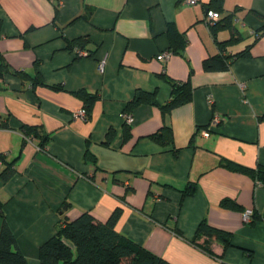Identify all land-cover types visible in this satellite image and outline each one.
<instances>
[{"label": "crops", "instance_id": "1", "mask_svg": "<svg viewBox=\"0 0 264 264\" xmlns=\"http://www.w3.org/2000/svg\"><path fill=\"white\" fill-rule=\"evenodd\" d=\"M211 3L0 0V52L12 71L0 78V172L14 169L7 180L0 173V229L5 220L28 264H40V245L64 217L88 211L104 222L116 208V230L172 264H264V180L224 164L264 166V0H222L214 31ZM170 26L186 44L161 60ZM79 37L91 55L68 47ZM244 49L222 69L203 66ZM168 78L188 81L192 97L164 111ZM142 91L157 104L137 105L127 123L126 104ZM86 105L87 118H74ZM164 126L171 140L149 137ZM203 219L231 244L209 239L210 254L193 243Z\"/></svg>", "mask_w": 264, "mask_h": 264}, {"label": "trees", "instance_id": "2", "mask_svg": "<svg viewBox=\"0 0 264 264\" xmlns=\"http://www.w3.org/2000/svg\"><path fill=\"white\" fill-rule=\"evenodd\" d=\"M210 8H214L218 12L222 8V0H212V3L208 5V9L214 10ZM217 21L210 24L213 31V25ZM168 30L170 33V48L167 50L170 53L181 52L186 44L184 34L171 26ZM260 30L264 31V25H262ZM87 41L86 37H79L70 41L68 47L72 50L76 48L83 49ZM89 54L91 55L92 52H87V55ZM247 54L248 49H244L234 54L210 56L204 59L203 66L208 70L222 69L228 66L234 57ZM8 72L12 71L0 52V78ZM13 73L22 78L26 76L21 71L15 70ZM168 82L171 85V96L165 104L161 105L164 111H169L174 106L188 102L192 97V86L188 81L181 82L168 78ZM78 94L88 104L94 99V95L86 90H80ZM143 103L157 104L156 92L142 91L127 102L124 112L131 114L137 105ZM88 107L89 105L85 107L87 114ZM22 129L25 135L32 134L35 137H39L38 143L42 146L49 138L48 135L41 134L37 127L33 125H24ZM149 137L165 143L167 140L172 139L170 127L164 126ZM0 160L4 162L3 155H0ZM224 164L233 170L256 175L258 181L264 180V166L250 168L231 161H225ZM0 173L4 180L9 179L14 174L12 163L6 164ZM188 192H192V189L189 188ZM228 201L230 200L223 199L222 203L225 204ZM119 216L120 209L116 208L104 222L97 221L88 211H84L72 219L64 217L57 226L56 232L40 245V264H172L118 232L116 223ZM201 238H204L203 241H199ZM212 238L222 242L224 247L231 244L229 232L216 228L203 219L198 224L191 241L208 253L214 254L209 243V239ZM0 264H28L27 258L19 249L16 238L5 220L0 229Z\"/></svg>", "mask_w": 264, "mask_h": 264}, {"label": "built area", "instance_id": "3", "mask_svg": "<svg viewBox=\"0 0 264 264\" xmlns=\"http://www.w3.org/2000/svg\"><path fill=\"white\" fill-rule=\"evenodd\" d=\"M197 0H187V2H190V3H194L196 2ZM220 18V15L218 12L214 11V10H207L206 11V20L208 21L209 24H212L214 23L215 21H217L218 19ZM76 53L79 54V55H86L87 52L83 49H78L76 48L75 49ZM170 55V51L168 50H164L162 52H160L157 57L161 60H166ZM103 66V62H101L99 64V67L102 68ZM125 120L127 123H131L132 122V115L131 114H127L125 113ZM73 117L74 118H80V119H86L87 118V111L85 109V107H81L80 109L76 110L73 112ZM219 120L218 117H214V122H217ZM0 164H1V160H0ZM260 183V182H258ZM252 209L248 208V209H245L244 212H243V220L244 221H249L251 219V216H252Z\"/></svg>", "mask_w": 264, "mask_h": 264}, {"label": "water", "instance_id": "4", "mask_svg": "<svg viewBox=\"0 0 264 264\" xmlns=\"http://www.w3.org/2000/svg\"><path fill=\"white\" fill-rule=\"evenodd\" d=\"M64 208H65V206H64Z\"/></svg>", "mask_w": 264, "mask_h": 264}]
</instances>
